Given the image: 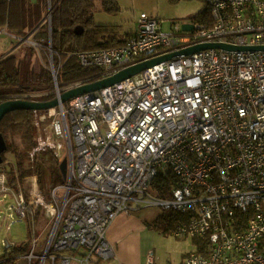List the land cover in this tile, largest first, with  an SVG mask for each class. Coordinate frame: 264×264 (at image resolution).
<instances>
[{
    "label": "built area",
    "instance_id": "1",
    "mask_svg": "<svg viewBox=\"0 0 264 264\" xmlns=\"http://www.w3.org/2000/svg\"><path fill=\"white\" fill-rule=\"evenodd\" d=\"M11 0H0L10 2ZM209 21L163 31L139 19L122 45L69 53L93 77L58 82L64 58L42 46L54 97L139 62L203 43L264 45V0H203ZM50 24V15L46 16ZM50 29V26H49ZM39 48L40 43L9 34ZM56 57V58H55ZM99 76V77H97ZM96 77V78H95ZM32 96V95H31ZM22 98L14 97L13 99ZM65 148L67 176L46 201L33 177L29 198L0 170V195H10L18 220L41 207L53 224L46 243L33 237L29 264H94L114 257L107 232L121 213L157 204L187 216L175 237L199 239L182 264H264V51L205 49L177 55L138 74L43 111ZM58 148V149H57ZM175 177L170 197L146 193L159 169ZM59 192V193H58ZM10 213V224L17 221ZM84 252H79V248ZM146 264H154L153 251Z\"/></svg>",
    "mask_w": 264,
    "mask_h": 264
},
{
    "label": "trees",
    "instance_id": "2",
    "mask_svg": "<svg viewBox=\"0 0 264 264\" xmlns=\"http://www.w3.org/2000/svg\"><path fill=\"white\" fill-rule=\"evenodd\" d=\"M39 1L43 9H46L47 5V15L48 12L50 13V24L45 18V29L41 32L38 31L35 34L36 39L32 40L39 42V46H48L50 39V46L55 55L64 58L58 77V82L62 85L71 81L93 77L99 73L96 67H81L75 56H69V53L119 46L123 44L129 33L121 35L117 28H101L94 24L93 8L95 0ZM107 4L116 8L113 0H104V5L109 10ZM205 6L190 20L194 22L209 21V7L206 4ZM27 10L28 6L26 5L25 12ZM30 13L28 25H32L40 19L39 10L35 9L34 12L30 10ZM23 24L22 0L0 3V31L7 30L8 33L17 35V37H25L22 34ZM78 26L82 27V31L75 33V28ZM34 49L36 48L34 47ZM30 51L32 52V49ZM43 54L45 56V50ZM42 64L43 67L38 70L36 65L28 60L27 52L23 56L7 54L0 57V102L14 97L35 101L52 99L53 94L42 96L13 95H27L42 91L44 87L51 84L52 79L47 64L45 62ZM42 113L30 109H17L8 112L1 119L0 134L6 142L7 150L2 154L3 163L0 165V170L6 175L8 184L11 187L18 189L20 186L22 188L27 199L31 194V189L25 187V181L33 177L36 178L38 191L43 193L46 201H50L51 190L56 185L62 184V176L58 168L62 157L59 156V153H56L54 147L41 146L44 139L39 137L38 127L42 121L39 119V115ZM46 140V142H49L48 139ZM174 184L175 177L171 170L163 168L158 170L150 187L156 191L154 193L156 197H170L171 188ZM0 196L11 197L10 195ZM31 210V216L27 218L31 220H33V216H39L40 212H43L41 207L36 208L33 204H31ZM181 215L182 217L177 218L178 222H183L187 218L184 214ZM153 221L151 222L153 223ZM30 225H33V221L30 222ZM149 226H151L150 222ZM195 242L197 251H204L203 242L199 239H196ZM259 248L264 250V237L260 240ZM27 251V242L16 245L3 254V258H0V264H15V259Z\"/></svg>",
    "mask_w": 264,
    "mask_h": 264
},
{
    "label": "rangeland",
    "instance_id": "3",
    "mask_svg": "<svg viewBox=\"0 0 264 264\" xmlns=\"http://www.w3.org/2000/svg\"><path fill=\"white\" fill-rule=\"evenodd\" d=\"M115 7L113 5H104V0H95L93 8V22L94 24L100 26L101 28H117L118 32L123 35L125 33L134 31L137 28V23L139 19L143 17L156 18L161 22V27L163 31L169 32L172 25H181L184 22L189 21L191 18L196 16L201 10L204 9L205 2L203 0H113ZM23 4V36L22 38L30 37L31 39H36L35 34L39 31H43L46 27L45 18L47 16V5L46 9L42 8L39 0H22ZM28 6L27 12H25V7ZM37 9L40 11V19L38 22L28 25L30 18V10L34 12ZM6 31H0V57L7 54H14L23 56L27 52L28 60L36 65L39 70L43 67L42 63L47 62L46 53L43 54L44 49L39 46L38 49L29 46L27 44L20 43L14 40ZM32 49V52L30 51ZM39 54V55H38ZM52 82L49 86L44 87L42 91H37L31 94H13L14 96H42L47 94H52ZM43 112V111H40ZM44 114V112L42 113ZM41 114V115H42ZM40 119V118H39ZM42 120L39 124L40 138L43 141H52L55 147L57 144H63L65 141L60 137H54L49 128L50 120L46 118ZM46 136V137H45ZM42 140V139H41ZM58 149V148H57ZM56 153H59L60 157H65V148L58 149ZM61 158V160H62ZM63 183V178L61 179ZM56 185L55 187L59 186ZM25 187L28 189H33L32 179L25 181ZM38 189V186H36ZM156 191L153 189H148L146 196L147 199L151 197H156ZM59 193V192H58ZM13 204L11 197L0 196V258H3V254L9 251L16 245H21L22 243H28V250L31 249L33 244V237L41 238L44 240L36 249V253L39 256L42 252L39 249L44 247L46 243V235L48 233V227L53 224V220L50 216H46L43 212L35 217L33 220L26 219L18 220L15 218V214L9 210V207ZM133 214L140 219H146L150 222L149 229L141 233L142 238V249L143 253H147L152 250L154 252L155 264H177L181 253L184 251L186 253L197 250L196 239L189 237L179 238L175 237L172 233L173 227L178 223L177 218L182 217L181 214L173 211L164 209L162 206L157 204H143L138 209H134ZM12 213V216L17 220L13 224H9L7 219L8 215ZM152 220L153 223L151 222ZM33 221V225L30 222ZM148 222V223H149ZM79 252H84V248H79ZM26 252L20 254L15 259V264H29L28 260L25 258ZM147 256V255H146ZM146 258V257H145ZM114 259V258H112ZM109 259L102 261L101 264H113V260ZM147 261H143L146 264Z\"/></svg>",
    "mask_w": 264,
    "mask_h": 264
},
{
    "label": "water",
    "instance_id": "4",
    "mask_svg": "<svg viewBox=\"0 0 264 264\" xmlns=\"http://www.w3.org/2000/svg\"><path fill=\"white\" fill-rule=\"evenodd\" d=\"M48 14L50 15L49 12ZM192 28H193L192 24H186V23L182 24V29L185 31L192 30ZM81 31H82V27L78 26L75 28V33H80ZM205 49H221V50H227V51H231V50H234V51L263 50L264 51V45H259V46L233 45V44L220 43V42L196 44V45L181 49L179 51H175L172 53H165L160 56L139 62L135 65L126 67L116 72L113 75L70 88L62 92L59 95V97H54L47 101H35V100H27V99H20V98L5 100L3 102H0V121L10 111L17 110V109H30L33 111H45L49 108L57 106L59 103L66 102L75 96L82 95L85 93H92L102 88H105L107 86L113 85L117 82H120L124 79L130 78L138 74L139 72L147 69L148 67H151L155 64L171 59L174 56L182 55V54L190 55L192 53L205 50ZM6 150H7L6 142L2 134H0V165L3 163L2 154ZM58 168H59V171H60V174L63 180H65L67 176V157H63L62 160H60Z\"/></svg>",
    "mask_w": 264,
    "mask_h": 264
},
{
    "label": "crops",
    "instance_id": "5",
    "mask_svg": "<svg viewBox=\"0 0 264 264\" xmlns=\"http://www.w3.org/2000/svg\"><path fill=\"white\" fill-rule=\"evenodd\" d=\"M133 211L135 210L119 214L108 229L107 239L115 254L114 259L110 258L113 264H143L146 259L147 253H143L141 233L149 229V221L138 218ZM187 254L185 251L181 253L177 264H182ZM106 260L109 259H99L94 264H101Z\"/></svg>",
    "mask_w": 264,
    "mask_h": 264
}]
</instances>
